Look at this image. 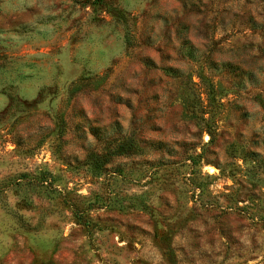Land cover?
Masks as SVG:
<instances>
[{
  "label": "rangeland",
  "instance_id": "1",
  "mask_svg": "<svg viewBox=\"0 0 264 264\" xmlns=\"http://www.w3.org/2000/svg\"><path fill=\"white\" fill-rule=\"evenodd\" d=\"M0 264H264V0H0Z\"/></svg>",
  "mask_w": 264,
  "mask_h": 264
}]
</instances>
